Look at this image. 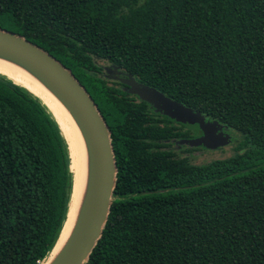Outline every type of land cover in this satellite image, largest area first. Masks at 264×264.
Returning a JSON list of instances; mask_svg holds the SVG:
<instances>
[{
  "label": "trees",
  "instance_id": "trees-1",
  "mask_svg": "<svg viewBox=\"0 0 264 264\" xmlns=\"http://www.w3.org/2000/svg\"><path fill=\"white\" fill-rule=\"evenodd\" d=\"M0 29L68 69L110 133L116 182L85 264H264V0H0ZM100 63L217 121L232 156L195 165L206 149L177 141L197 124L154 125ZM47 109L0 74V264H41L65 220L70 158Z\"/></svg>",
  "mask_w": 264,
  "mask_h": 264
},
{
  "label": "water",
  "instance_id": "water-1",
  "mask_svg": "<svg viewBox=\"0 0 264 264\" xmlns=\"http://www.w3.org/2000/svg\"><path fill=\"white\" fill-rule=\"evenodd\" d=\"M0 58L20 65L43 84L67 110L83 137L88 153L85 195L68 240L49 264H85L107 221L116 182V164L107 125L96 104L71 72L23 37L0 29ZM107 70L108 73L111 72ZM120 82L126 85L129 94L147 102L164 116L181 124H197L201 136L180 140V145L216 150L230 144V135L223 133V127L217 121H207L200 112L165 97L153 88L137 83L131 76L121 79ZM71 201L72 188L65 220L55 244L67 222ZM55 244L41 264L46 263Z\"/></svg>",
  "mask_w": 264,
  "mask_h": 264
},
{
  "label": "bare ground",
  "instance_id": "bare-ground-1",
  "mask_svg": "<svg viewBox=\"0 0 264 264\" xmlns=\"http://www.w3.org/2000/svg\"><path fill=\"white\" fill-rule=\"evenodd\" d=\"M0 74L10 78L15 83L26 87L33 94L37 95L44 104L47 110L50 111L54 119L57 121L61 133L67 143V148L70 158V171L72 174V201L67 222L64 225L63 231L59 237L55 248L50 254L49 262L59 253L68 240L74 226L76 217L85 195L88 177V153L83 137L76 126L75 122L62 106L60 102L45 88L32 74L25 70L20 65L0 58ZM71 193V192H69Z\"/></svg>",
  "mask_w": 264,
  "mask_h": 264
},
{
  "label": "flooded vegetation",
  "instance_id": "flooded-vegetation-1",
  "mask_svg": "<svg viewBox=\"0 0 264 264\" xmlns=\"http://www.w3.org/2000/svg\"><path fill=\"white\" fill-rule=\"evenodd\" d=\"M107 69H109L111 72L108 73V72H107V71H108ZM100 75H101L104 79H106V81H107V86H109V87L112 86V87H114V88H119V89H121L122 91H125V92L128 91V88L126 87V85H124L123 83H121L120 80H121V79H128V78H129V75L126 74L125 72H123L122 70H120L117 66H114V65H108V64H105V63H100ZM133 79H134V78H133ZM134 80H135V79H134ZM135 81H136V80H135ZM136 82H137V81H136ZM130 96H132V97H134V98H138L137 96L132 95V94H130ZM149 108L152 109L149 117H150V119H152V123H153L154 125H157L158 127H162L163 124H164V122H166V121H163L164 118L173 121L172 127L175 126L176 128H178L179 124H181V123H178L177 121H175V120H173V119H170V118L167 117V116H164L161 112L156 111L152 106L149 107ZM182 125H188V124H182ZM188 126L193 127V126H195V125H188ZM188 129H190V128H188ZM222 131H223L224 134H228V135L231 136V134L228 133V132H226L223 128H222ZM199 132H200V131H199ZM199 136H201V132H200V134H199L197 137H199ZM194 138H196V137H194ZM230 138H231V137H230ZM190 139H193V138H190ZM181 140H189V139H181ZM179 141H180V140L177 141V144H179V143H178ZM178 146L185 147V146H187V145H184V144H183V145H180V144H179ZM200 147H202V146H200ZM187 148H188V147H187ZM191 148H193V147H191ZM203 148H204V147H203ZM204 149H205V148H204ZM217 149H218V148H217ZM206 150H208V149H206Z\"/></svg>",
  "mask_w": 264,
  "mask_h": 264
},
{
  "label": "rangeland",
  "instance_id": "rangeland-1",
  "mask_svg": "<svg viewBox=\"0 0 264 264\" xmlns=\"http://www.w3.org/2000/svg\"><path fill=\"white\" fill-rule=\"evenodd\" d=\"M46 105V104H45ZM234 148L230 144L216 150H206L202 153H194L192 159L194 164H203L213 159H223L232 156Z\"/></svg>",
  "mask_w": 264,
  "mask_h": 264
},
{
  "label": "built area",
  "instance_id": "built-area-1",
  "mask_svg": "<svg viewBox=\"0 0 264 264\" xmlns=\"http://www.w3.org/2000/svg\"><path fill=\"white\" fill-rule=\"evenodd\" d=\"M39 264V263H38Z\"/></svg>",
  "mask_w": 264,
  "mask_h": 264
}]
</instances>
